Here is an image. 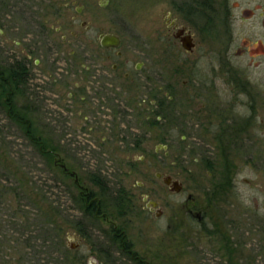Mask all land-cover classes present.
Returning a JSON list of instances; mask_svg holds the SVG:
<instances>
[{
    "label": "rangeland",
    "instance_id": "rangeland-1",
    "mask_svg": "<svg viewBox=\"0 0 264 264\" xmlns=\"http://www.w3.org/2000/svg\"><path fill=\"white\" fill-rule=\"evenodd\" d=\"M210 1L223 0H0L10 2L8 11H16L25 27L39 30L34 32L37 54L52 48L56 79L67 81L74 98L56 122L48 102L21 99L14 105L22 112L18 115L11 113L12 105L0 104V243L5 232L15 246L13 264L30 260L35 245L25 255L26 239L34 243L43 235L59 237L70 264H264V80L258 73V103L243 105L231 102L224 80L216 78L212 103L228 109L226 125L243 127L241 133L216 137L218 128H209L210 120H201L207 131L193 118L200 103L193 98L194 54L166 35L168 18L192 32L196 4ZM104 33L120 37V57L99 44ZM141 61V75H148L153 92L163 86L170 96L168 131L162 135L153 127L146 150L125 148L118 140L125 136L107 137L104 121L102 126L90 112L81 113L84 104L75 89L86 79L87 66L103 64L110 77L107 70L117 64L121 77L116 80L128 82L121 72L137 76L133 67ZM127 97L137 107L138 100ZM129 113L133 120L135 114ZM53 142L60 144L62 162L100 197L99 213L112 223L104 214L85 212L73 179L53 163ZM160 142L166 148L159 149ZM157 171L181 182V190L167 188L156 179ZM96 175L114 193L133 192L126 208L115 206L114 193L101 189ZM145 192L160 201L159 218L144 209ZM189 209L201 211L204 220L198 222ZM122 232L134 255L124 252L114 236Z\"/></svg>",
    "mask_w": 264,
    "mask_h": 264
},
{
    "label": "flooded vegetation",
    "instance_id": "flooded-vegetation-1",
    "mask_svg": "<svg viewBox=\"0 0 264 264\" xmlns=\"http://www.w3.org/2000/svg\"><path fill=\"white\" fill-rule=\"evenodd\" d=\"M9 3L0 2V104L15 105L24 98H33L42 104L48 102L52 105V109L49 110L51 120L56 122L61 115L68 112V106H71L74 100L72 92L66 89L69 86L65 84L67 81L56 79L52 48L50 46L46 48L43 55L37 54L41 49L34 32L38 29L32 30L25 27L16 17V11H8ZM218 3L210 1L200 3V5L196 4L194 10L197 11L198 16H196L197 20L194 22L195 28L192 32L185 26L179 25L175 19L168 18L166 23L167 36L171 35L179 42L180 38L191 37L192 49L184 50L194 54L193 98L200 102L195 108L193 118L196 122L198 121L195 124L196 127H206L207 131H209L208 125L201 120L216 121L217 119L218 122L215 123L209 121V128L212 126L218 128L216 131L218 134L215 133L216 137L233 132L238 134L243 131L239 123L226 125L224 122L231 121L228 109L219 108L212 103L215 96L216 78L224 80L227 94L232 99L231 102L243 105L258 103L261 85L259 81H256L257 74L259 73L264 80V0H223L222 3ZM62 37L63 42L66 41L65 36ZM104 48L115 51L118 57L121 56V51L117 50L118 47ZM142 64H144L143 61L134 64L133 68L137 76L131 77L128 70L121 72L124 78L130 77L128 82L116 80L121 77L116 72L119 69L117 64H112L111 69L107 70L112 72H110V77L105 76L106 70L103 64L92 65V70L87 66L82 74V77L86 79L77 82L75 89L81 105L84 104L81 107V113L88 111L91 113V118L100 121L102 126L106 123L102 131H108L107 137L125 136L123 140L118 139L125 148L146 150L147 140L153 127L159 128L162 135L168 131L166 111L170 96L168 88L163 90V86L160 90L153 92L151 81L147 80L148 75L144 77L141 75ZM142 78L144 81L141 80ZM149 78L151 79L150 76ZM137 93L142 96L137 97ZM130 94L138 100L137 107L135 106L136 101L129 102L127 96ZM147 99L149 103L146 102ZM207 103L209 114H205ZM153 105L157 109L155 116ZM134 109H137L136 112ZM131 111H133V116L135 114L132 117L133 120L129 117ZM136 117L140 119L138 123ZM104 139L100 145L102 149L107 141L106 138ZM59 145L58 142H53L50 146L54 165L59 166L64 174H68L73 179V186L78 189L85 212L92 213L90 207L94 201H97V208L93 212L97 216L103 215L104 213H99L103 206L100 197L79 180L75 171L69 170L70 166L62 162L59 157L61 156ZM157 146L159 149L166 148V145L161 142ZM72 155L69 153L68 157ZM167 176L169 175L163 172H155L156 179L171 190L170 185L164 183V178ZM93 180L99 183L100 188L103 187L107 194L113 195L114 192L105 184L104 178L96 175ZM174 180L171 177V181ZM143 185V182H139L140 188ZM115 193L118 194L115 196ZM115 193L113 197L116 198V202H114L118 207H124L123 205L130 202L133 197V192L126 188H120ZM142 195L144 209L159 218L163 214L160 201L150 198L147 192ZM189 212L198 222H202L205 218L201 211L192 214V210L189 209ZM104 219L112 223L105 214ZM111 225L112 230L116 231L117 228ZM115 235L124 238L123 232L122 234L115 233Z\"/></svg>",
    "mask_w": 264,
    "mask_h": 264
},
{
    "label": "trees",
    "instance_id": "trees-1",
    "mask_svg": "<svg viewBox=\"0 0 264 264\" xmlns=\"http://www.w3.org/2000/svg\"><path fill=\"white\" fill-rule=\"evenodd\" d=\"M11 110L12 114H17V110L15 109L14 105H12ZM29 138L35 145L38 144V141L34 136H32V138ZM91 196L92 195H90V197ZM96 203L97 201H94L93 205L90 207L92 212L97 208ZM3 233L5 235V239L0 243V264H13L15 255L13 251H15V246L13 245V242L10 241L11 238L7 237L5 232ZM117 236L121 241L122 250H124V252H126L127 254L129 253V255H134L130 251L131 244L128 241L124 242V238L122 239L120 235ZM35 239L38 241H34V243L33 241L29 242V240L26 239L24 251L27 250L29 252H25V255L29 256V254L31 253V247H33L34 245L35 247L32 249L30 260L27 259L25 264H70L68 253L60 244L59 237H56V235H54L53 237L43 235L42 237L39 236V238L36 237ZM16 250L19 251L20 249L16 248Z\"/></svg>",
    "mask_w": 264,
    "mask_h": 264
},
{
    "label": "water",
    "instance_id": "water-1",
    "mask_svg": "<svg viewBox=\"0 0 264 264\" xmlns=\"http://www.w3.org/2000/svg\"><path fill=\"white\" fill-rule=\"evenodd\" d=\"M191 37L187 36L186 38H180V42L182 47L185 50H191L192 49V43H191ZM99 41L100 45L104 47H119L121 40L120 37L117 36L116 34H111V33H104L99 35ZM164 183L167 185H170L171 190L174 192H178L181 189V184L180 182L174 180L171 181V177L167 176L164 178Z\"/></svg>",
    "mask_w": 264,
    "mask_h": 264
}]
</instances>
